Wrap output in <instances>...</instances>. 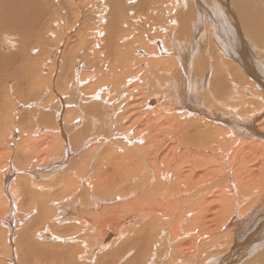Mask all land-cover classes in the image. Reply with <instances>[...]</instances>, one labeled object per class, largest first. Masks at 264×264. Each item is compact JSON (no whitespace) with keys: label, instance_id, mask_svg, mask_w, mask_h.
I'll use <instances>...</instances> for the list:
<instances>
[{"label":"bare ground","instance_id":"bare-ground-1","mask_svg":"<svg viewBox=\"0 0 264 264\" xmlns=\"http://www.w3.org/2000/svg\"><path fill=\"white\" fill-rule=\"evenodd\" d=\"M61 1L52 0L62 10L52 5L57 14L43 29L40 8L49 7L0 0L8 23L0 65L6 46L21 51L40 31L29 47L43 58L42 77L50 73L46 83L22 82L21 94L17 74H3L13 98L0 96V105L18 119L8 107L0 120V153L9 159L0 157V264H45L42 255L73 264L85 252L95 264H264V80L255 57L264 54V22L256 4L231 0L235 11L228 0H69L76 20L64 31ZM15 30H26L22 44ZM23 96H37L38 111H22L32 103ZM95 187L109 199L92 200ZM52 221L85 223L54 231L55 242L36 240L39 231L48 239Z\"/></svg>","mask_w":264,"mask_h":264},{"label":"rangeland","instance_id":"rangeland-1","mask_svg":"<svg viewBox=\"0 0 264 264\" xmlns=\"http://www.w3.org/2000/svg\"><path fill=\"white\" fill-rule=\"evenodd\" d=\"M46 1V2H45ZM65 1H66V3H65ZM67 1H69V0H62L61 1V3L60 4H62L63 3V5L67 8V14L68 15H65L66 16V18L65 19H63V21H62V26H64V31H66V29L69 27V25H71L72 24V21H73V23L75 22V20H76V18L74 17L75 15L68 9V3H67ZM132 1V2H131ZM139 1H141V0H139ZM229 1V3H230V5H231V7H232V9L233 10H235V7H234V4H233V2H231V0H228ZM249 1H252L254 4H256V6H257V8H256V11L258 12V14H260V21L261 22H264V0H247V2H249ZM38 2V3H37ZM37 2H36V7H43L42 5H44V6H46V7H49L48 9H41L40 8V16H39V18H42V21H40L39 23H40V25H39V28L41 27V28H46V27H48V25H50V23H49V20L50 19H48L47 18V16H49V18H50V16L51 15H56L57 14V11H58V13L62 10V9H60V7H56L58 4H59V2H55V3H53L52 4V0H37ZM127 3V4H126ZM134 4L135 2L133 1V0H129L128 2H124V4L122 5V7L123 6H128L129 4ZM46 4V5H45ZM54 6V9L55 10H57L56 12H53L52 13V10L50 9V7H53ZM68 5V6H67ZM114 5H112V2L110 3V5H109V7H113ZM135 6V5H134ZM202 7H206V5L205 4H203L202 5ZM69 8H70V6H69ZM115 8V7H114ZM116 8H118V7H116ZM140 8V7H139ZM60 9V10H59ZM141 10V9H140ZM65 11H66V9H65ZM65 11L63 12V14H65ZM236 11V10H235ZM42 12V13H41ZM46 13H47V15H46ZM50 13V14H49ZM72 13V14H71ZM44 14V15H43ZM46 15V16H45ZM36 16V15H35ZM43 16V17H42ZM73 16V17H72ZM70 18V20L68 19V18ZM72 17V18H71ZM75 18V19H74ZM71 19H73V20H71ZM68 20V24H67V21ZM0 28H3L4 26H6V25H8V23H6L5 21H3V19H2V17H1V9H0ZM38 22V21H37ZM36 22V23H37ZM64 22H66V23H64ZM33 23V22H32ZM69 23H71V24H69ZM45 25V26H44ZM76 25H77V23H76ZM68 26V27H67ZM66 27V28H65ZM55 29H58L57 27H54ZM74 28V27H73ZM82 28V27H81ZM15 31H17L18 32V34H17V32H14V33H16L15 35H14V37H16L14 40L17 42L16 43V45L17 44H22L23 43V41L22 40H27L26 39V36H25V34H26V30H24V32H19V30H15ZM76 31H81L80 30V26H78L77 28H76ZM20 33V34H19ZM1 35H4V33H2ZM21 35H23V36H21ZM43 36H45V32L44 33H41L40 31L38 32V35L36 36V38L31 42V43H29V44H27L25 47H24V49H22L21 51H22V56L20 57V54H21V51L19 50V48H14V47H11V46H6L5 48H4V59L3 60H1L2 62H1V64L2 65H0V96H3L4 98H10V96H11V98H13V90L10 88L9 89V94L6 92V89L7 88H5V86H3V85H1V82H4L3 81V79H4V77H5V75H3L4 73H7V71H9V72H15L16 74H17V76H18V82H19V87L17 88V90H18V92H20V91H22V88H24V84L23 83H26V86H27V84H28V82H30V81H33L34 80V78H37V80L39 81V83L41 82L40 81V76H41V78L44 80V82L46 83V81H47V77L49 76V72L48 71H44L43 72V74L44 75H46V77L45 78H43L42 77V74H41V72H40V65H39V61H41L43 58H41L40 57V55H39V52H37V49H35V51L32 49V47L30 48L29 46H31V44L32 43H39L40 42V39L43 37ZM64 36H65V34H64ZM20 37V38H19ZM68 37L67 36H65V41L63 42V43H61L62 44V46H61V50L60 51H64V50H66L67 48H66V46L64 47V45H66V39H67ZM75 38V37H74ZM21 39V40H20ZM29 39H31V37L29 38ZM28 39V40H29ZM33 39V38H32ZM57 37H55V39H54V41L55 42H57ZM69 39V38H68ZM70 40V39H69ZM74 40V39H73ZM53 41V46L55 45V42ZM206 41V40H205ZM19 42V43H18ZM22 42V43H21ZM52 44H50V45H52ZM64 44V45H63ZM15 45V46H16ZM8 47V48H7ZM205 48L206 47H209V45H208V43L206 42V45L204 46ZM50 49V48H49ZM49 49H48V51H49ZM63 49V50H62ZM14 50V51H13ZM17 50V51H16ZM33 51V52H32ZM45 51V50H44ZM43 51V52H44ZM257 51V52H256ZM9 52V53H8ZM18 53V54H14V53ZM46 53V52H45ZM6 54V55H5ZM8 55V56H7ZM15 55H16V57H15ZM6 56H7V58H6ZM260 56V57H259ZM262 56L264 57V54L262 53V52H258V50H255V57L258 59H256V61H257V63H256V71H257V73H259L260 74V76H261V80H264V71H263V64H261V62H262V60H260V59H263L262 58ZM24 57V58H23ZM15 58H18V59H15ZM6 59V60H5ZM261 62H260V61ZM16 61V62H15ZM29 61V62H28ZM259 61V62H258ZM27 64H26V63ZM16 63V64H15ZM19 63H20V66H19ZM23 63V64H22ZM263 65V66H262ZM4 66H7V67H9L10 69H8L7 70V68L5 67L4 68ZM24 66V67H23ZM28 66H30V67H28ZM34 67H37V68H34ZM29 68V69H28ZM37 71H35V70ZM5 70V71H4ZM32 70V71H31ZM262 71V72H261ZM19 72V73H18ZM26 72V73H25ZM29 73V74H28ZM34 73V74H33ZM27 74V75H26ZM29 76H31V77H29ZM263 78V79H262ZM11 79V78H10ZM20 80V81H19ZM27 81V82H26ZM23 82V83H22ZM11 84V83H10ZM23 84V85H22ZM42 88H43V83H42V85H40V90L38 91V92H36V93H34V94H29V96H31V95H36V94H39L40 93V91L42 90ZM262 90H264V88L262 89ZM5 93H7V94H5ZM22 92H20L19 94H21ZM22 95H24V94H22ZM8 96V97H7ZM44 96H45V94H44ZM257 98V99H256ZM259 98V96H257V97H255V101L257 100L258 102L259 101H261V100H259L258 99ZM23 99H24V101L26 100L27 102L28 101H32V103H31V105H29L28 103H25V104H27L26 105V108L22 105V107H21V109H23L22 111H25V110H28V109H34L33 111H38V107L39 106H37L36 104L35 105H32L33 104V102L35 101V100H37V96L35 97V98H27V96H23ZM256 101V102H257ZM18 102V103H17ZM19 100H17L16 101V103H15V105L14 106H16V104L18 105L19 104ZM261 103V102H260ZM9 106H7L6 107V105L5 104H3V105H0V120H1V117L3 116V112L5 113L7 110H9V108H10V112H7V113H11V110H12V107H9ZM33 107V108H32ZM6 108H8L7 110H6ZM25 109V110H24ZM40 109H42V108H40ZM13 112L14 111H12V118H14L13 117ZM17 115H18V113H17ZM15 116V115H14ZM16 119H18V116H15V120ZM7 155H8V150H5V151H3L2 153H0V157L1 158H3V156H5V159H4V162L6 163L9 159L7 158ZM1 158H0V161H1ZM24 173V172H23ZM32 188H34L35 189V187H32ZM62 188V185H59V188H57V190H60ZM40 190H42V189H35V191L36 192H39ZM87 193V192H86ZM93 193H94V197L92 196V200H95V197L96 198H103L104 200H108L109 199V195H106L107 193H108V190L107 189H104V191H103V188H101V187H99V188H96L95 187V190L93 191ZM26 201H27V199H25ZM96 201V200H95ZM77 206L79 207V209H82V207H83V205H84V203L86 202L85 200H81V199H78L77 201ZM22 203V202H21ZM23 203H24V200H23ZM110 203H107V205H109ZM53 206V205H52ZM97 207L98 208H101L102 207V204H98L97 203ZM37 212L38 211H36V212H34L35 214L34 215H32V216H35L37 219H39L40 218V220H43L42 219V216H40L39 214H37ZM236 219V217L234 218V220ZM40 220H36L35 222H34V224H37ZM53 220V219H52ZM83 220V219H82ZM76 222V221H75ZM67 223V222H66ZM85 223V222H84ZM84 223H83V221H82V223L81 222H77V223H68V224H64L63 222H60V223H55L54 221H52V222H50V223H46L45 224V226H46V229L48 228V230H46L45 231V233L43 234V236H47L48 235V239L46 238V239H44V238H42L41 236L42 235H40V231H39V229L38 230H36L35 232H37V231H39L38 233H39V235H36V240H37V238H38V240L39 241H42V242H44V243H46V244H49L50 242H55V241H51L52 239H49V235L50 234H54V231H55V234H57L58 236H60V234H62L63 232H61L62 231V227L63 226H67L68 228H71V229H74V228H78L79 227V225L82 227L83 225H84ZM42 224V223H41ZM88 226V225H87ZM4 227V226H3ZM90 228H91V230H90ZM55 229V230H54ZM57 229L59 230V229H61V230H59V232L57 231ZM92 229L95 231V232H97V230H95L93 227H88V229H87V232H89V231H92ZM50 230H53V231H50ZM43 232V231H42ZM47 232V233H46ZM79 238H81V235H79L78 236V241H79ZM77 240H74L75 242H77ZM50 241V242H49ZM55 244V243H54ZM66 244H68V243H66ZM77 244V243H76ZM7 251L9 250V248H10V245L9 244H7ZM86 254V255H85ZM88 254H87V252H85L84 253V255H83V257H82V255L80 256L79 255V257L76 259V260H78L77 262H76V260L74 259L73 260V264H76V263H79V264H89L88 263V261L90 262V264H95V262H94V260L92 261L91 259H90V254L87 256ZM253 257V256H252ZM45 258H46V256H44V255H42V256H38L37 257V260H39V261H41V260H44L45 261V264H68V262H66V261H51V259L49 260L48 259V257L46 258L47 260H45ZM81 258V259H80ZM84 258H86L85 260L86 261H84ZM0 259H1V257H0ZM49 260V261H48ZM48 261V262H47ZM84 261V262H83ZM47 262V263H46ZM80 262H82V263H80ZM43 263V262H42ZM98 264H102V263H98Z\"/></svg>","mask_w":264,"mask_h":264}]
</instances>
